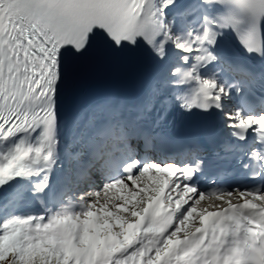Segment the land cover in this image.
Returning <instances> with one entry per match:
<instances>
[{
	"label": "snow or ice",
	"instance_id": "6c2138e0",
	"mask_svg": "<svg viewBox=\"0 0 264 264\" xmlns=\"http://www.w3.org/2000/svg\"><path fill=\"white\" fill-rule=\"evenodd\" d=\"M0 264H264V0H0Z\"/></svg>",
	"mask_w": 264,
	"mask_h": 264
}]
</instances>
